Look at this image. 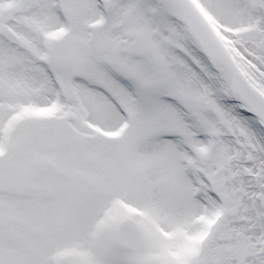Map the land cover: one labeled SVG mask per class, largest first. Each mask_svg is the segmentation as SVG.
I'll list each match as a JSON object with an SVG mask.
<instances>
[{"label": "snow or ice", "instance_id": "snow-or-ice-1", "mask_svg": "<svg viewBox=\"0 0 264 264\" xmlns=\"http://www.w3.org/2000/svg\"><path fill=\"white\" fill-rule=\"evenodd\" d=\"M0 264H264V0H0Z\"/></svg>", "mask_w": 264, "mask_h": 264}]
</instances>
